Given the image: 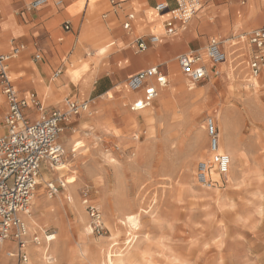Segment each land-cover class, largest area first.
I'll use <instances>...</instances> for the list:
<instances>
[{"label": "rangeland", "instance_id": "obj_1", "mask_svg": "<svg viewBox=\"0 0 264 264\" xmlns=\"http://www.w3.org/2000/svg\"><path fill=\"white\" fill-rule=\"evenodd\" d=\"M211 4L213 9L218 10L228 7L231 3L220 6L212 2ZM204 6L202 5L197 13L196 19H201L200 13ZM151 13L152 18L158 16L155 10H151ZM159 25H162V21ZM242 34L244 35L239 33L228 39L236 42L241 39ZM106 44L108 43L101 46ZM159 44H163L162 38L156 45ZM69 46L70 40H64L57 46L60 57H64ZM229 54L230 52L227 55ZM179 56L180 54L177 55L176 61L180 75L188 85L192 84L196 89H202V92L198 96L190 97L183 91L175 90L173 95L162 102L159 101L162 95L160 93L149 107L152 115V121L149 123L144 121L145 112L142 110L135 112L138 130L126 135L134 142L133 146L120 148L112 136L105 135L96 124L91 123L95 127L94 134L85 135L82 132L79 135L87 138L85 139L87 146L78 151L79 156H75L68 149L66 141L76 134L64 133L59 136L60 141H63V137L65 139L62 142L64 150L61 160L47 161L41 167L39 176L42 177L48 166L53 170L50 163L55 166L66 164L71 170L66 168L63 171H49L44 185L40 188L38 186L36 192L41 189L46 196L57 198L64 190L61 177L77 171L81 183L77 187L76 195L80 201L88 202L80 207V213L85 216L86 221L81 219L79 213L72 210L65 200L66 209L60 208L51 212L44 209L41 204L38 206L30 204L40 229L38 233L29 237L28 228V237L34 242L35 236H38L40 242L44 244L45 235H57L61 244L57 264H103V257L109 247L113 249L126 247L124 244L126 232L123 227L115 225L110 198L113 197L115 181L112 167L106 158L111 157H117L122 163L124 190L131 198H138L139 205L147 209V213L142 217V233L138 234L134 246L126 247L123 253L132 252L136 244L141 243L140 247L147 251L151 264H264V87L259 89L257 95L263 108H250L248 112L239 113L242 104L255 96L252 84L248 98L244 93H239V90L243 89L242 86H239L241 89L228 90L219 76H216L223 65L219 66L218 72L211 73L206 79L192 83L182 72L178 62ZM70 62L77 70V78L71 81L88 84L90 76L86 73L89 64L72 59L66 61L67 69ZM25 63L21 59L15 62L13 67ZM245 66L246 64L243 68ZM248 72V69H245V74L248 75ZM18 77L16 74L11 76L14 80ZM259 78L264 82V70ZM61 83L62 80L58 85ZM168 84L167 88H170V83ZM126 87L128 93L131 92L132 89L128 88V85ZM115 99L116 94L111 90L110 100ZM222 108L231 110L234 116V129L247 156L242 165L232 166L230 178L227 175L221 181L214 173L213 177L219 183L208 187L198 181V166L203 160L196 158L197 151L193 142L196 134L205 130L211 118L214 119L217 137L218 133L220 137L218 115ZM27 113L29 117L36 115L35 110L27 109ZM205 133L208 148L211 136L208 129ZM138 146H142L140 160L134 156ZM85 168H90V171H86ZM49 184H54L55 189ZM100 189L106 194L100 195ZM179 198L183 201L179 202ZM91 206L99 212L100 231L95 227L98 224L97 218L91 216ZM149 214L153 215L152 220L148 218ZM22 216L24 218V215ZM87 224L94 229L87 232ZM41 232H44L42 236ZM27 244L26 239V248ZM4 248L15 249L16 245L7 244L1 250ZM7 252L12 251L4 250V257L8 259V263L25 264L18 260L17 256H8Z\"/></svg>", "mask_w": 264, "mask_h": 264}, {"label": "crops", "instance_id": "obj_2", "mask_svg": "<svg viewBox=\"0 0 264 264\" xmlns=\"http://www.w3.org/2000/svg\"><path fill=\"white\" fill-rule=\"evenodd\" d=\"M33 1L35 0H0V54L10 55L7 61L10 79L14 87H17L20 98L28 100L34 95L42 104V109H38L28 103L24 107L26 117L30 121H36L53 110H64L67 100L88 101L89 108L92 105L96 121L82 112L64 123L61 134L82 133L84 124L100 122L102 129L106 124H110L120 130V147L123 149L133 146L132 139L126 135L138 130L139 124L135 112L143 109H133L132 106L136 101L145 98L146 87L154 86L158 94L152 103L146 106L150 107L164 87L158 85L155 77H150L142 88L132 89L140 93L134 97L126 90L129 78L149 68L157 67L166 75L167 83H170L169 77L172 76L182 80V84L179 81L173 85L170 83L171 95L175 90L183 91L188 83L180 75L177 55L205 49L211 38H218L214 31H207L203 26L201 27L203 17L192 18L184 26L176 22L179 27L177 32L166 34L164 22L171 17L170 12L157 11L158 16L152 18L151 10H156V5L161 2H167L174 7L175 0H46L37 8L31 6ZM206 1L218 6L226 3L235 5L238 10L235 22L240 21V23L229 28L226 32L228 37L233 38L239 33L246 35L254 29L264 27V0ZM161 21L162 25H159ZM125 23H129V27H125ZM66 25L69 28H66ZM156 33L163 41L160 46L156 45V42H150V37ZM244 35L242 34L241 39L232 45L230 51L235 58L236 66L243 68L246 64L244 69H248V74H251L248 62L252 48L248 41L242 38ZM139 39L147 41L148 47L145 50L138 48ZM64 40H70V46L64 57H60L57 46ZM105 43H110L108 52L106 55H99L96 52L97 47ZM20 45H24V48L18 54L11 55L13 49ZM222 49L226 52L224 44ZM145 51L151 53L147 56L146 63L135 66L137 54ZM37 54L40 55L39 59H36ZM21 59L26 63L13 67V64ZM72 59L89 64L86 73L90 76L88 84L74 83L65 76L66 61ZM206 66L209 76V73H216L220 65L206 62ZM14 74L19 75L16 80L11 78ZM60 78L62 83L55 85L54 90L48 95V87ZM111 90L116 94L115 100H109L105 96ZM27 109L35 110L36 115L29 117ZM7 112L8 103L0 83V135L6 131L4 119ZM64 140L63 137L60 143L62 144ZM60 160L61 157L58 161ZM4 244H15V249H5L15 253L14 257L17 256L21 262L28 260L26 249L24 253L27 260L24 261L18 254L15 242L6 241L0 248Z\"/></svg>", "mask_w": 264, "mask_h": 264}, {"label": "built area", "instance_id": "obj_3", "mask_svg": "<svg viewBox=\"0 0 264 264\" xmlns=\"http://www.w3.org/2000/svg\"><path fill=\"white\" fill-rule=\"evenodd\" d=\"M175 1L174 7H171L167 2L158 3L155 7L159 13L169 11L171 14V17L164 22L166 34L176 33L179 28L176 22L184 26L201 8V0ZM45 2L46 0H35L31 6L37 8ZM125 27H129V23H125ZM66 28L69 26L66 25ZM242 38H245L252 48V55L248 62L250 73L252 76H258L264 66V27L254 29ZM157 40L156 35L150 37V42L155 43ZM222 44V40L213 37L202 54L199 50H194L178 57L182 72L192 83H198L207 78L206 62L218 65L227 59ZM147 47V41L138 40L140 50H145ZM22 48L24 45L15 47L11 55L18 54ZM203 54L206 61H204ZM9 57V54H0V83L8 103V112L4 119L6 131L0 135V246L6 241L15 242L19 256L26 261L27 256L24 251L28 232L22 215L31 204L41 167L47 161H58L63 155L64 149L59 136L64 130V123L69 122L72 117L88 111L89 102L67 100L64 110H53L42 115L36 121H30L24 113V107L29 101L18 96L8 74L7 61ZM39 58L40 55L37 54L36 59ZM150 77H155L160 86H164L168 82L162 71L157 67H152L130 77L128 85L131 89L138 90L145 85L146 80ZM157 94L154 86L146 87L145 98L136 101L132 108L142 109L149 106ZM29 100L32 105L42 109V104L34 95ZM208 132L211 136L212 149L216 150L218 147L217 132L211 120L208 121ZM215 158L221 172H226L229 158L226 155H216ZM207 171V165L200 162L198 166L200 182L207 181ZM90 213L92 217L97 218L98 224L95 227L100 231L99 212L91 206ZM48 235L53 236L54 234Z\"/></svg>", "mask_w": 264, "mask_h": 264}, {"label": "bare ground", "instance_id": "obj_4", "mask_svg": "<svg viewBox=\"0 0 264 264\" xmlns=\"http://www.w3.org/2000/svg\"><path fill=\"white\" fill-rule=\"evenodd\" d=\"M208 3V4H207ZM211 2H208L206 0L201 1V8L202 5H205L202 9L201 17L202 19V25L203 28L207 31H214L215 34H219L217 37L223 41L224 47L226 49V56L228 58L220 63L219 65H223L222 68L219 69V79L220 81L227 86L228 90H234L235 88L241 89L239 86H242V91L239 90V93H244L246 97L248 98L250 93V86L251 84L254 86L253 89H255V96L254 98H249L246 100L245 103L242 104L239 107H241L238 112H248L250 108H263L259 102L258 94L260 92V88L264 87V82L260 80L259 76H252L251 74H245V69L242 67L236 66L235 58L232 55V52L230 51V48L232 45L236 42H232L231 39H228L229 37H226V32L229 30L231 26L234 24L239 25L240 21L235 22L236 12L238 11L235 8V5L231 3L228 5V7H222L220 9H213L212 6H210ZM200 8V9H201ZM157 11V10H155ZM200 11V10H199ZM198 11V12H199ZM211 13V14H210ZM197 15V14H196ZM196 15L193 17L195 18ZM84 17V16H83ZM198 19V18H197ZM235 22V23H234ZM8 24V23H7ZM103 32V31H102ZM105 33V32H104ZM108 33V32H107ZM103 35V33H102ZM158 40L156 43L160 42V35H156ZM110 43L100 46L97 48V53L99 55H106L108 52V47ZM159 44L158 46H160ZM204 48L200 49L199 51L204 52ZM230 52L229 55H227ZM151 54L147 51L143 52V54H137L136 57V65L144 64L147 61V56ZM20 56V55H19ZM154 58V57H153ZM204 61H206L205 56L203 54ZM70 66L66 71L65 76L68 77L70 80H74L77 78V70L73 68V64L70 62ZM135 65V66H136ZM264 70V66L262 68V71ZM218 72V71H217ZM211 75V73H209ZM14 80V79H13ZM170 83L173 85L174 83L177 84L179 81L181 84L183 83L182 80H178L177 77H169ZM61 79L57 82H52L51 85L48 87L47 93L49 95L50 92H52L55 88V85H58L60 83ZM169 84L167 83L164 85V87L161 90L162 95L159 98V101L162 102L165 98L171 96L172 91L171 88H167ZM171 87V86H170ZM185 91L183 90V93L190 97H195L200 95L202 92V89H196L194 85L189 84L187 87H185ZM17 90V87H15ZM182 89V88H181ZM129 94L133 95L134 97L138 96L139 92H134L131 90ZM106 98L110 100L111 92L106 93ZM238 96V95H237ZM30 105L31 102L28 99ZM238 101V100H237ZM253 102V104H251ZM239 105V104H238ZM238 107V108H239ZM143 112H145L144 120L146 123H149L152 121V115L149 110V107H145L142 109ZM84 114H87L86 116L91 118L93 121H96V117L91 111V105L88 111H86ZM219 123H220V137L218 133V147L216 150L212 149L211 144L207 148V139H206V133L205 130L208 129V124L205 127V130L199 132L195 136V141L193 142L195 144V149L197 151L196 158H200L201 162H204L207 165L208 171H207V181L201 182L203 185H206L208 187H212L213 185H217L219 181L213 177V174L216 173L219 177V180L223 181L224 177L228 175V178L231 177V169L233 165H242L243 161L246 160V154L243 151V147L240 141V138H238L237 133L233 126L234 116L231 114V110L229 108H222L220 109V113L218 115ZM212 121V124L215 127L214 119L211 118L208 121ZM96 127L99 128V130H102L105 135L112 136L120 145V139H121V132L120 130L114 128L110 124H106L103 129L100 128L102 124L100 122L96 123ZM84 131L83 134H94L95 127L90 124H84ZM82 127V126H81ZM82 134L77 133L75 136H72L71 138L67 139L66 145L69 147L75 156L78 155V151L81 150L83 147L87 146L85 139L79 137V135ZM85 137V136H83ZM137 138V137H136ZM113 139V140H114ZM134 143V142H133ZM116 145V144H115ZM120 147V146H119ZM121 148V147H120ZM67 149V148H66ZM84 150V149H83ZM118 150V149H117ZM123 150V149H122ZM67 152V151H66ZM119 152V151H118ZM70 153V152H69ZM142 155V146H138L137 153L134 154L136 156L135 159L140 160ZM216 155H226L229 158V163L227 165V170L225 172V175L221 172L219 168V164L216 162ZM74 156V157H75ZM209 158V159H207ZM108 160L109 165L112 167V175L115 181V187H111L113 189L112 194L113 197H110L112 199L113 204V215H115V225L121 226L125 229L126 232V238H125V246L126 247H133L134 244L137 242L138 234L142 233L143 231V220L142 217L144 214L147 213V209L143 208L139 205L138 198H131L129 194H127L126 190H124L123 186V179H122V163L117 160V157H111L106 158ZM46 166V165H45ZM50 166L53 167V170L48 166V168H45V171H43L42 177L38 178L37 187H42L44 185L43 183L47 180L49 171H63L64 169L68 168L70 171L71 168H69L66 164L55 166L54 164L50 163ZM215 168V169H214ZM86 171H90V168H85ZM84 169V171H85ZM105 169V168H104ZM90 173V172H88ZM92 174V173H91ZM192 175V171L190 174V177ZM90 176V175H89ZM92 176V175H91ZM93 177V176H92ZM88 178V177H87ZM61 185L64 187V190L62 194H58L57 198H51L46 196L41 189H39L37 192V187L34 193V196L32 198V206H38L39 204L42 205L44 209L47 211H54L60 208L66 209L64 200L68 202L70 208L76 212L79 213L81 219L86 221L85 216L80 213V207L82 204L87 203L88 200L80 201L77 197V187L80 185V180L77 171H73L71 174H68L67 176L61 177ZM94 180V179H93ZM199 181V180H198ZM95 182V181H93ZM97 184V183H96ZM95 184V185H96ZM100 184V182L98 183ZM51 188L55 189L54 184H49ZM99 186V185H98ZM113 186V185H111ZM44 187V186H43ZM100 188V187H99ZM101 190V189H100ZM183 191V190H182ZM100 195H105V191L101 190ZM36 197V199H34ZM193 199V198H191ZM34 201V202H33ZM179 202H182L183 199L179 198ZM103 206V202L100 203ZM29 206L28 210L23 214L25 218L27 227V232L29 228V237H31L34 233H38L40 229V224L37 221V217L33 215L31 207ZM112 206V205H111ZM195 208V207H194ZM113 218V219H114ZM148 218L151 220L153 219V215L149 214ZM93 226H88L86 231L90 232L93 230ZM44 231V230H42ZM44 234V232H41V236ZM59 235V234H58ZM29 237L27 238V248L26 252L29 256V259L25 262V264H57L59 256L61 254L60 250V240L58 239L57 235H45L46 242L42 244L40 242L39 237L35 236L34 242H32V239L30 240ZM37 238V241H35ZM52 239V240H49ZM31 243V244H30ZM30 244V245H29ZM141 243L136 244L135 248L132 250V252H129L127 254L123 253L124 249H113L108 248V250L105 252V256L103 264H151L148 257H147V251L142 250L140 247ZM5 246V244L3 245ZM3 246L0 248V264H10L8 263V259L4 257V250L1 251ZM6 252V251H5ZM8 256H15L16 254H13L11 252L6 253ZM13 263V262H12Z\"/></svg>", "mask_w": 264, "mask_h": 264}, {"label": "snow or ice", "instance_id": "obj_5", "mask_svg": "<svg viewBox=\"0 0 264 264\" xmlns=\"http://www.w3.org/2000/svg\"><path fill=\"white\" fill-rule=\"evenodd\" d=\"M151 91V90H150ZM139 106V105H138Z\"/></svg>", "mask_w": 264, "mask_h": 264}]
</instances>
